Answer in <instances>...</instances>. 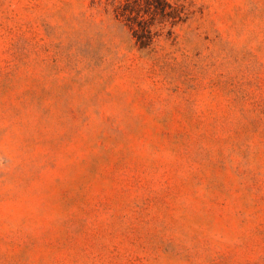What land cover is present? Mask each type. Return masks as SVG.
<instances>
[{
  "label": "rangeland",
  "instance_id": "374dc122",
  "mask_svg": "<svg viewBox=\"0 0 264 264\" xmlns=\"http://www.w3.org/2000/svg\"><path fill=\"white\" fill-rule=\"evenodd\" d=\"M0 264H264V0H0Z\"/></svg>",
  "mask_w": 264,
  "mask_h": 264
}]
</instances>
